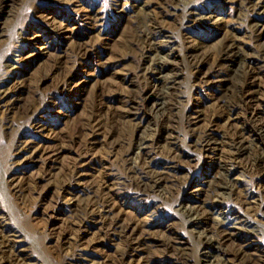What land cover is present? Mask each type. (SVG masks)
I'll use <instances>...</instances> for the list:
<instances>
[{
    "label": "bare ground",
    "instance_id": "1",
    "mask_svg": "<svg viewBox=\"0 0 264 264\" xmlns=\"http://www.w3.org/2000/svg\"><path fill=\"white\" fill-rule=\"evenodd\" d=\"M8 1L0 0V5ZM231 1L235 10L227 19L230 25L217 28L215 42L202 54L196 53L187 32L192 25L224 23L213 5L161 0L164 12L128 15L122 40L121 58L128 60L120 73L125 83L119 92L122 109L105 116L88 114L83 132L87 137L76 150L77 156L86 157L89 143L101 136L107 152L116 151L115 162L102 166L95 180L76 177L72 162L53 186L56 202L61 194L82 187L66 207L67 228L50 238L68 264H191L186 242L200 264H264V225L257 224L264 218V119L255 121L256 110L264 106V42H254L260 30L264 32V0ZM124 2L115 3L121 12L127 9ZM98 12L99 8L89 11L93 21H99ZM167 15L174 16L171 24ZM239 30L249 41L241 40ZM165 49L183 50V63L192 69V77L207 81L216 99L209 112L186 105L181 74ZM7 50L0 51V76L7 72L1 67ZM131 53L139 56L137 63L130 64ZM205 63L208 66L201 71ZM134 79L139 82L131 84ZM151 85L157 86L149 90ZM15 99L0 84V193L11 197L15 207L4 209L0 199V264H43L29 253L31 246L21 228L24 221L16 209L25 208L28 199L21 177L12 174L39 150L43 124L36 114L41 108L34 100L21 107ZM13 110L22 123H30V134L9 118ZM113 121L122 131L108 141ZM180 135L182 146L177 143ZM194 154L208 158L197 178L184 171ZM147 197L159 199L173 217L161 214L157 201L146 203ZM119 200L140 204L142 216L123 217L116 210ZM171 218L190 231L189 237L171 226ZM85 227L116 241L112 258H92L90 247L82 242ZM254 238L262 239L263 246L252 247Z\"/></svg>",
    "mask_w": 264,
    "mask_h": 264
},
{
    "label": "rangeland",
    "instance_id": "2",
    "mask_svg": "<svg viewBox=\"0 0 264 264\" xmlns=\"http://www.w3.org/2000/svg\"><path fill=\"white\" fill-rule=\"evenodd\" d=\"M194 1L213 5L220 10L216 16L223 17L224 21L217 27L190 26L187 34L195 41L196 53L202 54L215 42L217 28L220 30L225 24L230 25L227 19L232 17L235 8L230 0ZM118 2L124 0H9L0 5V51L8 48L1 61V67H5L7 72L0 76V84H5L9 98H17L15 102L19 106L23 107L34 100L35 105L41 108L36 114L43 124L37 138L39 150L34 153L33 159L24 162L23 167H15L12 174L21 177L23 193L28 199L25 208L16 209L24 221L21 228L25 232V240L31 246L29 253L43 264H68L61 259V247L50 238L67 228L69 211L66 207L82 187H74V194H61L56 202L53 186L61 178V172L75 162L76 177L95 180L100 176L102 166H110L115 162L116 151L114 154L107 152L101 136L89 143L86 157L77 156V149L87 137L85 118L88 114L105 116L111 112L120 113L122 109L119 92L125 83L120 73L128 65V60L121 58L124 53L122 40L127 34L128 15L138 14L139 17L143 12H164L161 0H125L124 7L127 9L124 12L118 10ZM96 8H99V21H93L89 13ZM173 19L174 16L167 15L169 24ZM261 23L264 25V20ZM261 31L255 43L264 42V32ZM238 32L241 40L249 41L242 30ZM168 51L171 52L169 60L176 62L181 74L179 80L187 93L186 105H197L204 114L209 112L215 107L216 99L207 81L201 82L192 77V69L183 63V50L165 49V53ZM138 58L134 53L129 54L130 64L137 63ZM207 66L203 64L201 71ZM138 82V79H134L131 84ZM156 86L151 85L149 90ZM19 88L21 90L18 93ZM143 104L151 110L148 101ZM259 108L255 113L257 122L264 119V106ZM14 111L9 113V118L17 126L22 123V119ZM117 123L113 121V135L107 138L108 141L119 138L122 129ZM19 126L27 134L31 133L30 123L24 122ZM12 132L4 136L5 142L10 139ZM182 138L180 135L177 139L180 146ZM207 159L194 154L186 162L187 169L184 171L191 173V178H197ZM0 199L4 209H15L11 197L0 193ZM154 201H157L161 214L173 217L172 211L156 197H147L146 203ZM116 208L123 217H141L143 214L140 204L132 201L119 200ZM170 222L181 236L189 237L190 231H183V226L174 218ZM257 224L264 225V218H260ZM185 228L189 229L188 226ZM81 237L83 244L90 247L92 258L99 261L112 258L118 246L115 240L100 238L93 227H85ZM262 242V239L254 238L252 247L263 246ZM185 246L191 264H200L195 259L196 252L191 243L186 242Z\"/></svg>",
    "mask_w": 264,
    "mask_h": 264
}]
</instances>
